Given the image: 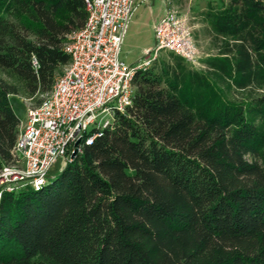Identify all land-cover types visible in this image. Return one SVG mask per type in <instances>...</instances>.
<instances>
[{"label": "trees", "instance_id": "obj_1", "mask_svg": "<svg viewBox=\"0 0 264 264\" xmlns=\"http://www.w3.org/2000/svg\"><path fill=\"white\" fill-rule=\"evenodd\" d=\"M226 1V2H225ZM216 56L174 55L42 192L0 199V264H264V0L208 4ZM82 0H0V169L21 124L11 95L52 90Z\"/></svg>", "mask_w": 264, "mask_h": 264}, {"label": "built area", "instance_id": "obj_2", "mask_svg": "<svg viewBox=\"0 0 264 264\" xmlns=\"http://www.w3.org/2000/svg\"><path fill=\"white\" fill-rule=\"evenodd\" d=\"M82 1L86 22L67 34L62 46L70 61L39 106L27 108L12 161L0 169V199L27 186L42 192L58 158L73 162L85 145L111 126L116 113L124 115L131 107L134 77L148 71L160 53L181 58L191 68L200 64L189 20L173 9V0H164L165 15L153 26L154 48L133 65L122 62L120 53L135 0ZM106 115L111 121L102 122Z\"/></svg>", "mask_w": 264, "mask_h": 264}, {"label": "rangeland", "instance_id": "obj_3", "mask_svg": "<svg viewBox=\"0 0 264 264\" xmlns=\"http://www.w3.org/2000/svg\"><path fill=\"white\" fill-rule=\"evenodd\" d=\"M146 6H142L141 10H144L145 14L138 13V16H142L138 22L137 31L139 36L132 38L130 34L126 40V44L122 46L120 58L122 62H125L127 65H133L137 61L145 57V52H142L143 47H149V51L154 48L155 41H153V34L151 32V21L153 15L163 11L165 9L164 0H148ZM226 2V1H225ZM208 4L213 6H220V0H173L172 7L175 11L186 15L189 20V25L192 28V37L194 44L198 53L200 54V64L195 68H190L192 71H204L203 62L208 60V58L216 56V51L211 45L212 32L210 26L207 23V7ZM151 11V13H149ZM135 36V35H134ZM163 62H172L173 56L167 52L160 53L158 57ZM63 69L57 71V76L62 74ZM0 79L4 80L8 84H13L16 87L19 85L15 81L14 77L7 72L0 71ZM19 89L20 86H19ZM45 97V95H38L29 98L28 96L22 93V90L18 95H11L9 98V103L12 104V108L16 117H18L21 123H24L26 120V110L29 107H37L41 103L40 101ZM112 116H104L102 122L111 121ZM20 127V126H19ZM91 131V128H88ZM67 167V163L64 158H58L55 165L50 169L49 173V183L52 184L56 178H58L61 172Z\"/></svg>", "mask_w": 264, "mask_h": 264}, {"label": "crops", "instance_id": "obj_4", "mask_svg": "<svg viewBox=\"0 0 264 264\" xmlns=\"http://www.w3.org/2000/svg\"><path fill=\"white\" fill-rule=\"evenodd\" d=\"M148 2H149L148 0H135V12H134L135 14H134L129 26H128V30H127V33L124 37V40H123L124 43L122 46H124L127 43L126 40H127V38H129L128 36L130 34H132V38L136 37V35L139 36L140 31H137V27H135V26L138 25L137 21H140V18L145 14L144 13L145 11L141 10V7L146 6L148 4ZM138 13L142 14V16H138ZM149 13H151V11ZM164 15H165V9H163V11L157 13L156 15H153L151 25H150L152 34H153L154 24L156 22H158L161 18H163ZM141 50H142V52L146 53L150 49H149V47H143ZM135 63H133V64H135Z\"/></svg>", "mask_w": 264, "mask_h": 264}]
</instances>
